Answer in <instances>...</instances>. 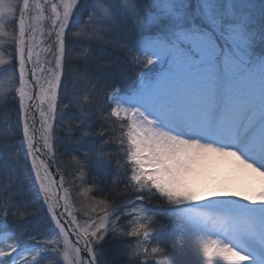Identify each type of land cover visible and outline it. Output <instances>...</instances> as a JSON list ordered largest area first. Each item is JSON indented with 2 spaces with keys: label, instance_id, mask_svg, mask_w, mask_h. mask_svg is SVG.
Masks as SVG:
<instances>
[{
  "label": "snow or ice",
  "instance_id": "snow-or-ice-1",
  "mask_svg": "<svg viewBox=\"0 0 264 264\" xmlns=\"http://www.w3.org/2000/svg\"><path fill=\"white\" fill-rule=\"evenodd\" d=\"M77 3L0 0V49L8 38L14 50L11 60L0 51V138L19 136L0 151V264H120L114 252L127 264H264V53L255 50L264 2L93 0L73 31ZM85 40L112 44L135 69L107 86L106 106L95 110L89 91L101 94L100 82L86 68L85 87L61 98L66 62L88 59L76 50ZM70 108L76 125L65 121ZM76 131L79 154L66 162L59 133ZM113 144L123 154L117 178L96 187L86 170L111 174ZM21 160L45 206V223L31 228ZM214 160L259 177V186L207 192L201 181Z\"/></svg>",
  "mask_w": 264,
  "mask_h": 264
},
{
  "label": "rangeland",
  "instance_id": "rangeland-1",
  "mask_svg": "<svg viewBox=\"0 0 264 264\" xmlns=\"http://www.w3.org/2000/svg\"><path fill=\"white\" fill-rule=\"evenodd\" d=\"M254 2L257 4V6H259L262 2H264V0H254ZM92 3L93 0H78L76 8L73 10L74 14L70 22L75 24L76 26L75 28H73V31H76L77 29L85 25V22L88 19V15L91 11ZM256 22H260L258 16ZM12 27V25H9L7 30L11 31ZM124 31H127L126 27L122 30H119L117 35L122 36ZM3 39L5 40V44L4 47L0 49V51L4 52L5 60H11L14 51L13 48L9 46L11 44V41L8 40V38ZM83 49L88 50L87 60H85L83 57H73L71 61H68L65 64V74L62 77L61 98L63 100V103H67L68 99H70L73 94L74 85H76L77 88L85 87L88 81L82 78V73L86 68L88 70L89 76L92 78V82L95 83L97 79L100 82L98 88L101 90V94L95 96V98L93 99L92 93L89 91L90 100H92V107L93 110H95L100 106H106L103 92L111 90L107 86L111 84L120 85L122 80L134 73L135 69L128 63L124 53L119 51L110 43H89L85 40L82 43L78 44L76 47L77 51H81ZM3 67L5 66H0V68ZM157 70L158 69H153V71ZM6 75L7 74L0 75V80H4ZM16 87H18V85H16ZM8 101L9 102L5 106V111L8 112L11 120L14 121L16 119L15 109L17 108V105L15 103L14 97L11 95L8 96ZM78 116L79 111L76 108H70L67 110L65 121L69 125H76L79 123L77 119ZM102 123V118L98 115L95 120V128L93 129V131H100ZM59 136L61 140L64 141L65 148L67 150L64 159L66 162H70L72 155L79 154L76 151L77 146L75 144V140L79 139V137L81 136V132L76 131L74 133V137L71 139H66L64 132L59 133ZM18 143L19 136H16L13 140H4L3 138H0V151L4 150L5 145H15ZM113 146L116 148V154L119 155L120 152L117 150L115 144H113ZM83 150L84 149H81L80 151ZM105 150L110 153L108 147ZM20 164L22 167H24L23 160L20 161ZM86 172L87 175L85 177V180L94 183L96 187H99V184H110L113 179L117 178L115 176L116 162L112 158L111 174L102 173L100 171H97L95 168L87 169ZM6 180V174H0V192L3 191V182ZM30 183L31 181L28 170L26 167H24V171L20 174V183L18 187L21 192L19 199L23 202L24 205V209H22V211H26L25 223L29 228H31L33 225L45 223V206L42 200L36 196L34 189L29 186ZM65 186L67 187L68 185ZM87 186V183L83 185V187ZM92 194L97 195V197L99 198L98 193L93 192ZM83 199L84 203L88 202L86 197ZM76 207H80L79 202H77ZM106 247L111 249L113 248V245L109 244ZM113 255H116V258L120 260V264H127L126 257H124L122 254L117 255L114 252ZM60 259H62V257ZM42 264H49V260L42 261Z\"/></svg>",
  "mask_w": 264,
  "mask_h": 264
},
{
  "label": "bare ground",
  "instance_id": "bare-ground-1",
  "mask_svg": "<svg viewBox=\"0 0 264 264\" xmlns=\"http://www.w3.org/2000/svg\"><path fill=\"white\" fill-rule=\"evenodd\" d=\"M201 182L207 192H248L259 186V177L235 170L225 160H214L206 169Z\"/></svg>",
  "mask_w": 264,
  "mask_h": 264
},
{
  "label": "trees",
  "instance_id": "trees-1",
  "mask_svg": "<svg viewBox=\"0 0 264 264\" xmlns=\"http://www.w3.org/2000/svg\"><path fill=\"white\" fill-rule=\"evenodd\" d=\"M260 23L261 22H256L254 27L257 30V36H259L260 32ZM257 54L264 53V41H260L259 39L257 40L256 48H255ZM108 150L110 151L113 160L116 162L117 160H122L123 154L120 152L119 155L116 154V148L114 146L108 147ZM122 157V158H121ZM99 187H104L105 185L99 184Z\"/></svg>",
  "mask_w": 264,
  "mask_h": 264
},
{
  "label": "water",
  "instance_id": "water-1",
  "mask_svg": "<svg viewBox=\"0 0 264 264\" xmlns=\"http://www.w3.org/2000/svg\"><path fill=\"white\" fill-rule=\"evenodd\" d=\"M57 179H58V177H57Z\"/></svg>",
  "mask_w": 264,
  "mask_h": 264
}]
</instances>
